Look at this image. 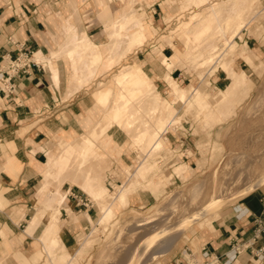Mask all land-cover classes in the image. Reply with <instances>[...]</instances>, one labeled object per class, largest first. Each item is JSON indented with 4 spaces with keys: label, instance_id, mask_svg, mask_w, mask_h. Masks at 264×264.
<instances>
[{
    "label": "rangeland",
    "instance_id": "rangeland-1",
    "mask_svg": "<svg viewBox=\"0 0 264 264\" xmlns=\"http://www.w3.org/2000/svg\"><path fill=\"white\" fill-rule=\"evenodd\" d=\"M149 4L131 0L127 10L129 18L126 20L125 12L121 13L120 21L114 23L115 29L111 33L114 41L110 46L109 58L106 53L101 61H84L79 68L74 67L75 72L80 70L79 77L84 75L88 78L79 82V85L76 80L73 90L84 88L90 91L98 112L96 125L81 135L93 132V138L97 136V146L104 147L106 152L98 155L93 151L88 159L80 163L79 155L74 153L65 164L63 172L51 165V175L45 188L48 186L54 191L53 198L61 196L63 184L76 183V174L84 170V177L93 178V188L98 189L102 186L96 180L100 171L107 194L97 202L79 190L91 200L97 210V217L84 229L80 228L74 254L61 257L41 254L36 261L44 259L46 264H50L47 260L51 258V264H66L70 259L76 264H164L171 251L192 247L198 231L209 227L217 211L234 204L241 198H234V195L264 175V52L255 56L246 45L247 38L253 37L264 49V0H165L169 18L163 19L160 28L151 22L154 32L152 29L150 35L130 43L128 37L138 31V24L150 23L147 20L151 17L149 11L153 7L146 10ZM229 18L232 22L227 24ZM207 19L211 21L209 28H204L199 34L202 29L200 24ZM238 20L242 27L236 30L235 21ZM147 37L150 38L142 46L136 47ZM170 42L179 49V57L174 53L169 64L163 61L167 71L164 78L168 83V72L179 67L178 72L187 76V80L180 83L186 89V97L183 101L170 99L172 103H163L162 98L169 97L170 88L161 74L163 86L156 88L160 94L156 107H153L156 93L148 96L146 93L149 90L130 99L126 105L127 113L122 112L123 118H118L112 124L115 126L111 131L118 135V143L110 142L113 151H108V146L101 143L109 139L107 131L102 137L99 136L107 112L100 117L104 108L98 107L94 93L97 98L100 90L110 88L108 100L99 103L110 104V110L118 93L126 92L127 85L129 87L134 81L126 85L113 83L123 69L136 71L128 65L136 59V52L140 51L153 58L154 63H150L153 69L150 66L151 70H148V65H141L153 79L154 72L161 70L160 55L156 54L158 44ZM67 50H72L71 55L76 53L75 47ZM115 54L117 56L114 60ZM119 55H122L120 60ZM107 59L111 60L106 64L107 68L115 64L108 70L101 67ZM40 60L46 62L47 59L41 57ZM242 69L246 77L237 79L234 73ZM156 118L165 119L160 122L161 128L158 129L160 137L165 138V142H161L162 146L152 145L151 132L155 128ZM140 131L147 133L144 137H137ZM180 132L190 138V150L187 151V157L183 158L181 152L173 148L167 139L168 135L175 136ZM72 137L75 138V135ZM155 137L153 133L152 138ZM63 139L68 141L70 135L57 137L52 147ZM64 149L65 146L59 150L64 152ZM132 153L134 159L127 165L119 159L123 154L130 156ZM109 174L115 175L118 181H113ZM159 180L156 192H152L150 183ZM262 183L254 189L264 191ZM131 186L129 197L142 190H149L155 199L149 205L133 206L127 197L124 204L126 191ZM119 195L123 196V200L118 204L116 201ZM216 198L221 200V204L215 210L199 221H191ZM186 220L191 223L185 225ZM154 228L158 230L154 231ZM163 228L168 230L159 235L161 237H156ZM152 239L159 240L149 247L154 242ZM54 240L50 247L56 245ZM160 244L168 248L152 255L150 251L161 247ZM61 258L60 262H56V259Z\"/></svg>",
    "mask_w": 264,
    "mask_h": 264
},
{
    "label": "crops",
    "instance_id": "crops-1",
    "mask_svg": "<svg viewBox=\"0 0 264 264\" xmlns=\"http://www.w3.org/2000/svg\"><path fill=\"white\" fill-rule=\"evenodd\" d=\"M140 1L150 3L146 10L153 7L149 11L151 17L147 20L150 23L140 22L138 31L128 37L130 43L150 35L152 29L154 32L151 22L160 28L164 23L163 19L169 18L165 0ZM127 2L128 0H0V63L3 58L15 57L23 51L31 53V59L36 63L27 71L13 76L6 84L0 80V264H46L44 259L36 261L39 255H72L80 228L84 229L97 217V210L91 200L79 191L88 195L81 187L84 170L76 174V183L63 184V193L59 189L63 200L57 205V218L53 217L52 212L53 204L56 205L53 201L54 191L45 186L52 171L51 160L67 144V140L63 139L52 147L54 140L63 135L68 136L72 131L83 136L81 134L98 122V112L90 91L84 88L73 90L76 80L79 85V82L88 78L84 75L79 77L80 70L75 72L74 67L79 68L84 61H101L106 53L110 57L114 23L120 21L119 16L123 12L126 20L130 16L127 12L130 3L128 5ZM150 37L136 47L142 46ZM250 38L246 40L248 51L255 56L264 52L257 39ZM69 47H75L77 54L71 55L72 50H67ZM174 53L179 57V49L174 43L158 44L156 54L160 55L158 58L161 70L155 71L152 79L143 67L148 65V70L153 69L150 64L154 63L153 58L140 51L136 52V59L128 63L136 71L125 68L113 80V83L121 85L134 80L129 87L127 85L126 92L118 93L114 103L119 101L122 93L126 102L124 104L127 105L130 99L142 95L151 85L157 96H160L156 88L163 86L161 74L164 78L167 72L163 61L165 55L170 59ZM54 55L58 57L53 58ZM122 55L118 56L119 60ZM116 56L117 54L114 55V60ZM41 57L47 59L46 62L41 61ZM110 61L107 59L101 67L111 69L115 64L107 68L106 64ZM178 70L180 68L175 67L168 72L167 80L168 83L170 80L175 81L184 89L186 97V89L180 83H184L187 76ZM168 83L167 87L170 88ZM194 89L192 86V90ZM172 97L170 88L169 97L162 98L163 103H172ZM94 98L98 107L104 108L100 117L107 112L103 117L99 136L102 137L107 131L109 139H104L101 143L111 151V144L118 143V135L111 131L115 126L112 124L123 116L118 112L115 118L111 117L112 107L109 110L110 104H99L106 102L99 99V92L97 98L94 93ZM172 100L183 101L184 98L176 97ZM161 121L165 119L156 118L154 127L160 128ZM88 135L96 143L97 136L93 138V132ZM167 139L173 148L181 152L182 158L187 157L190 138L185 133L168 135ZM161 140L162 143L165 142L164 137ZM100 148L105 151L104 147ZM133 156V153L130 156L123 154L119 159L127 165L133 161ZM108 176L113 181H118L115 175ZM102 178L99 171L96 180L102 185L99 187L101 191L107 194ZM159 182L160 180L150 183L152 192H156ZM131 189L132 186L126 191L124 204ZM151 191L142 190L130 195V205H149L155 199ZM263 213L264 191H249L234 204L217 211L209 227L198 231L193 239V246L171 251L164 264H258L253 253L263 242L262 239L254 240L253 233L256 219H261L264 224ZM33 219L37 220L34 224ZM30 221L34 226H30ZM53 239H57L58 243L50 247ZM203 249L207 250V254H203ZM61 260L62 258L56 259V262ZM47 262L51 264V258ZM66 264L76 263L70 259Z\"/></svg>",
    "mask_w": 264,
    "mask_h": 264
},
{
    "label": "bare ground",
    "instance_id": "bare-ground-1",
    "mask_svg": "<svg viewBox=\"0 0 264 264\" xmlns=\"http://www.w3.org/2000/svg\"><path fill=\"white\" fill-rule=\"evenodd\" d=\"M201 2H204L205 0H200ZM129 3H130V0H128V2H127V4L129 5ZM213 10V15H215L214 14V9H212ZM214 19V18H213ZM227 21V24H229L230 22H232V20L229 18V19H227L226 20ZM210 23H211V21L210 20H203L202 21V23L200 24L201 26H202V29H200L199 30V34L203 31V29L204 28H209V26H210ZM237 24H239L238 26H237ZM235 25H236V30L237 29H240L241 27H242V24H240V20H238V21H235ZM233 36V35H232ZM226 40V39H225ZM164 62L166 63V64H169V62H170V60L167 58V55H165V58H164ZM226 67H227V64H224ZM170 66V65H169ZM170 70V69H169ZM234 75H235V77L237 78V79H243L244 77H246V75H245V73L244 72H239V73H234ZM169 85H170V88H171V93L173 94V97L171 98V100L172 99H174V98H176V97H182V98H184V94H185V91H184V89H182V88H180L177 84H176V82L175 81H173V80H170L169 81ZM150 88V89H149ZM149 88H147L145 91H144V93L145 92H147L148 90L150 91H148L146 94L149 96L151 93H156L155 92V90H154V88H153V86L151 85V86H149ZM109 91L110 90H107V91H100L99 92V99L101 100V101H107L108 100V97H109ZM263 93V92H262ZM145 94V95H146ZM145 95H143L144 97H145ZM262 95V94H261ZM264 95V94H263ZM121 97V98H120ZM157 97V98H156ZM259 97H261V96H259ZM262 98V97H261ZM157 99H158V96H157V94H156V96H155V99L153 100L154 101V103L155 104H153L154 106L153 107H156L155 105H156V102H157ZM124 100H125V97H124V95L121 93L120 95H119V103L118 102H115L114 104H113V106H112V110H111V117H113V118H115L116 117V115H117V113L118 112H125L126 110H127V108H126V105L124 104V103H126V102H124ZM152 101V100H151ZM256 101V100H255ZM129 104V103H128ZM152 107V108H153ZM122 113V114H123ZM161 128V127H160ZM160 128H158V129H160ZM158 129L157 128H154L152 131L153 132H151V139H152V141H153V144L152 145H157V144H159V145H161V142H162V140H161V137H160V133L158 132ZM149 131V130H148ZM141 132V131H140ZM139 132V134H136V136L137 137H144V135H146L145 133H147V131H142L141 133ZM153 133H155L156 134V137H155V139H153L152 137H153ZM69 134V133H68ZM70 139H68V141H67V144L65 145V149H64V152H60L58 155H56L52 160H51V163H52V166H55V167H57V169L60 171V172H63V170L66 168V163H68L69 162V160H70V157H71V155L72 154H77V155H79V157H80V159H79V163L82 161V162H84L85 161V159H88L89 157H90V155H92V152L93 151H95L94 153H97L98 155H103L104 153H105V151L102 149V148H100V147H98L97 146V144L94 142V140L87 134V135H83V136H80V135H77L74 131H72L70 134ZM73 135H75V138H73L72 136ZM135 136V137H136ZM136 137V138H137ZM74 156V155H73ZM76 158V157H75ZM237 162V161H236ZM242 169V168H241ZM59 172V173H60ZM95 181H94V179L93 178H91V177H89V176H86V178L84 177L83 178V181H82V183H81V187L88 193V195H89V197H90V199L91 200H95V201H99V199L101 198V197H103L104 195H106V193H103L102 191H101V189L100 188H98V189H94L93 188V183H94ZM250 182V181H249ZM262 182H264V175L263 176H261V177H259L257 180H254V181H252L251 183H249L246 187H245V189L242 191V192H239V193H237L236 195H234L233 197L235 198V197H242L243 195H245L246 193H248L249 191H251V190H253L255 187H257V186H260V185H262L263 183ZM196 185V184H195ZM199 185V184H198ZM194 187V186H193ZM197 187V189H199L198 188V186H196ZM200 187V186H199ZM195 188V187H194ZM194 188H192L193 190H194ZM196 190V189H195ZM192 193H194L193 191H192ZM198 194V193H197ZM193 196V195H192ZM215 198V197H214ZM218 198H220V197H218ZM218 198H216V199H214V200H211L208 204H207V206L205 207V208H203L198 214H197V216H196V218H194L193 220H191V221H196V220H198V219H200V218H202V217H204V216H206L207 214H209L211 211H213V210H215L217 207H218V205L219 204H221V200H219ZM118 200L116 201V202H118V204H119V202H121L122 201V196H118V198H117ZM62 200H63V197L62 196H58V197H54L53 198V201H54V203L56 204V205H54L53 204V206H52V208L55 206V208H54V214H53V217H57L58 215H59V209H58V207H57V205L59 204V203H61L62 202ZM96 202V203H97ZM52 203V202H51ZM110 205V204H109ZM49 208V207H48ZM108 209L109 210H111L109 207H108ZM47 211V210H46ZM42 213L44 214V211H42ZM194 215V214H193ZM44 216V215H43ZM39 217H41V215H39ZM38 218V217H37ZM143 219V218H142ZM32 220V219H31ZM35 221H37L36 219H33V224H34V222ZM137 221V220H136ZM191 221L190 220H186L185 221V225H189L190 223H191ZM31 222V221H30ZM143 222H144V220H143ZM30 224V223H29ZM31 224H32V222H31ZM30 225L31 227L32 226H34V225ZM36 225V224H35ZM140 225V224H139ZM185 225L183 226V227H185ZM154 231H156V230H158L157 228H154L153 229ZM152 230V231H153ZM168 229H165V228H163V230H161L160 232H159V234L156 236V237H161V236H159V235H161L162 233H164V232H166ZM149 231V230H148ZM164 235V234H163ZM169 237V236H168ZM147 238V237H146ZM151 238V235H149V239ZM164 238V237H163ZM162 238V239H163ZM170 238V237H169ZM144 239V238H143ZM147 240H148V238H147ZM146 240V241H147ZM152 240H154V239H152ZM159 240V239H158ZM158 240L156 239V240H154V242H152V243H150L149 244V247H152V245H154L156 242H158ZM164 240V239H163ZM161 241V240H160ZM143 242H145V241H143ZM53 243L54 244H57L58 242H57V239H55L54 241H53ZM165 244H166V242H165ZM148 245V244H147ZM161 245V247L159 246V248H157V249H155L154 251H150V252H152V255H157L159 252H162V251H165L166 250V248H168V246H165V247H163L162 246V244H160ZM164 245V244H163ZM161 254V253H160ZM149 258V257H148ZM149 260V259H148ZM150 262V261H149ZM145 263V262H144ZM147 264V263H146Z\"/></svg>",
    "mask_w": 264,
    "mask_h": 264
},
{
    "label": "built area",
    "instance_id": "built-area-1",
    "mask_svg": "<svg viewBox=\"0 0 264 264\" xmlns=\"http://www.w3.org/2000/svg\"><path fill=\"white\" fill-rule=\"evenodd\" d=\"M31 65H36V63L31 59V53L28 51H23L15 57L3 58L0 63V80L3 84H6L13 76L27 71ZM253 239H262L263 243L255 248L253 255L258 261V264H264V224L261 219H256ZM202 252L203 254H207L206 249H203Z\"/></svg>",
    "mask_w": 264,
    "mask_h": 264
}]
</instances>
